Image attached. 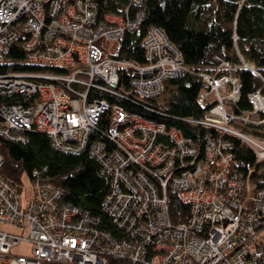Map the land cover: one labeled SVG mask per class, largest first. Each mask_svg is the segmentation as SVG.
Segmentation results:
<instances>
[{"label": "built area", "instance_id": "built-area-1", "mask_svg": "<svg viewBox=\"0 0 264 264\" xmlns=\"http://www.w3.org/2000/svg\"><path fill=\"white\" fill-rule=\"evenodd\" d=\"M143 1L102 13L95 0H0V64L17 43L23 56L14 62L28 69L0 72V137L24 144L35 131L61 152H87L109 185L102 208L111 222L107 229L64 201L46 169L32 172L24 202V186L0 176V228L16 230L0 229V264H264V188L255 186L264 174V79L242 59L197 73L204 114L184 120L208 130L197 140L128 112L120 100L155 99L145 109L163 115L166 82L191 73L155 27L142 40L144 64L108 55L140 28ZM238 69L262 81L249 110L238 107ZM121 70L132 93L122 92ZM233 139L254 154L246 170ZM171 200L187 206L185 221L173 222ZM19 244L28 256L11 253Z\"/></svg>", "mask_w": 264, "mask_h": 264}, {"label": "trees", "instance_id": "trees-1", "mask_svg": "<svg viewBox=\"0 0 264 264\" xmlns=\"http://www.w3.org/2000/svg\"><path fill=\"white\" fill-rule=\"evenodd\" d=\"M95 1L100 12L114 13L126 0ZM140 10L144 12L140 28L137 32L127 33L118 42L115 54L108 55L144 64L142 40L148 27H155L162 30L167 41L181 53L182 61L191 73L166 82V87L176 88L177 96L167 106L161 107L163 115L145 109L144 105L157 107L155 99L136 98L135 104L120 100L118 104L128 112L175 126L185 137L201 139L208 130L184 122L186 118H202L204 114V109L196 102L201 87L197 73H213L215 67L225 60L236 64L242 59L253 64L264 79V0H144ZM234 36L237 38L235 43ZM10 49L6 61L0 64V72L28 70L14 62L23 56L19 45L15 43ZM119 76L124 87L122 92L132 93L127 71L121 70ZM236 77L241 81L239 110H249L251 104L247 97L262 86V81L244 69H238ZM100 133L102 135L104 130ZM28 135L29 140L24 144L11 143L0 137V176L19 187L23 185L24 175L31 180L35 169H46L45 176L61 189L64 201L100 218L102 225L111 229L110 218L102 208L109 185L99 174V164L94 158L85 151L71 154L54 149L46 134L33 131ZM232 142L235 158L246 170V166L255 161L254 154L239 140L233 139ZM256 178H262L263 182L255 183V186L264 188V174ZM171 204L173 222L185 221L187 206L176 200H171Z\"/></svg>", "mask_w": 264, "mask_h": 264}, {"label": "rangeland", "instance_id": "rangeland-1", "mask_svg": "<svg viewBox=\"0 0 264 264\" xmlns=\"http://www.w3.org/2000/svg\"><path fill=\"white\" fill-rule=\"evenodd\" d=\"M176 95V88L174 87H168L166 89L163 90L162 94L160 95V97L157 99V102L160 106H167L171 100H173V98H175ZM23 186H24V192H23V196L21 197V200L24 202V195L25 194H29L30 193V179L27 178V176H23ZM1 230L5 231H10V232H16V230L13 227H9L7 225L5 226H1L0 228ZM258 242L262 243L264 246V233L260 234L257 238ZM29 245L27 244H19L17 245V247L13 248L11 253L14 255H25L28 256L29 253Z\"/></svg>", "mask_w": 264, "mask_h": 264}]
</instances>
